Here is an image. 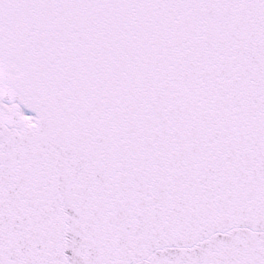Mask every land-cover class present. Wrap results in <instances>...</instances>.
Returning <instances> with one entry per match:
<instances>
[{
	"label": "snow or ice",
	"instance_id": "obj_1",
	"mask_svg": "<svg viewBox=\"0 0 264 264\" xmlns=\"http://www.w3.org/2000/svg\"><path fill=\"white\" fill-rule=\"evenodd\" d=\"M0 264H264V0H0Z\"/></svg>",
	"mask_w": 264,
	"mask_h": 264
}]
</instances>
